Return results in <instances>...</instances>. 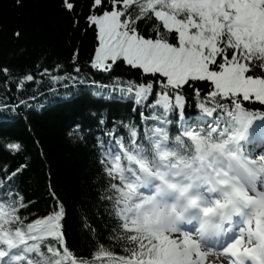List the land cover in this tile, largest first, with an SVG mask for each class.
I'll list each match as a JSON object with an SVG mask.
<instances>
[{"label":"snow or ice","instance_id":"snow-or-ice-1","mask_svg":"<svg viewBox=\"0 0 264 264\" xmlns=\"http://www.w3.org/2000/svg\"><path fill=\"white\" fill-rule=\"evenodd\" d=\"M59 9L74 31L83 19L94 33L92 69L141 74L117 79L133 117L92 112L95 130L86 136L77 122L67 133L91 137L98 165L91 215L79 222L85 247L69 238L51 174V203L33 213L20 189L30 157L0 166V264H264V0H87L86 14L81 0H59ZM0 76L8 94L13 69L0 65ZM34 81L28 72L12 82L21 91ZM21 107L31 105L3 103L0 114ZM0 149L26 151L15 139Z\"/></svg>","mask_w":264,"mask_h":264},{"label":"trees","instance_id":"trees-1","mask_svg":"<svg viewBox=\"0 0 264 264\" xmlns=\"http://www.w3.org/2000/svg\"><path fill=\"white\" fill-rule=\"evenodd\" d=\"M81 2L86 14L87 0ZM16 29L23 32L19 40L12 35ZM83 29L81 19L80 30H73L59 9V0H23L22 7H17L15 0H0V65L7 64L14 72L8 94L0 76V104H18L24 99L31 105L21 107L19 116L0 114V144L15 139L26 149L17 156L0 149V166L14 168L25 155L30 157L20 189L26 198L35 201L30 208L33 213H44L51 203L47 189L51 174L66 204L69 238L80 247L88 244L79 222L85 212L91 215L98 165L91 137L85 144L70 139L67 133L77 122L84 126L86 136L89 128L95 130L98 116L93 117L92 112L103 113L109 120L132 118L134 105L121 98L117 79L126 84L141 75L125 64L114 66L111 73L92 69L89 61L95 45L94 33ZM77 49L79 56L74 63ZM76 67L80 68L79 73ZM45 68L49 72L42 75ZM28 72L35 75V81L17 91L12 81ZM53 76L67 79L56 82ZM187 95L191 97L193 93ZM195 111L194 101L189 99L188 112ZM35 141H39V146Z\"/></svg>","mask_w":264,"mask_h":264}]
</instances>
